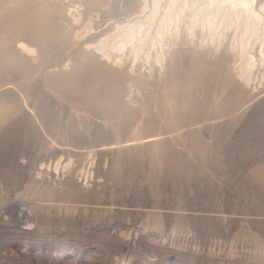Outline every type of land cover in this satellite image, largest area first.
Segmentation results:
<instances>
[{
	"label": "rangeland",
	"instance_id": "374dc122",
	"mask_svg": "<svg viewBox=\"0 0 264 264\" xmlns=\"http://www.w3.org/2000/svg\"><path fill=\"white\" fill-rule=\"evenodd\" d=\"M151 2L0 0V264H264V70L190 18L96 49Z\"/></svg>",
	"mask_w": 264,
	"mask_h": 264
},
{
	"label": "bare ground",
	"instance_id": "6f19581e",
	"mask_svg": "<svg viewBox=\"0 0 264 264\" xmlns=\"http://www.w3.org/2000/svg\"><path fill=\"white\" fill-rule=\"evenodd\" d=\"M150 6L149 11L146 5L142 15L118 25L110 39H101L96 49L108 58L113 51L130 47L134 58L140 57L142 52L150 57L149 51L162 45L164 37L180 20L190 18L198 22L202 30H207L217 45L221 44L220 35H227L229 30L238 36V45L233 49L240 55L239 71L246 83H251L254 74L264 70V0H152ZM195 29L192 26L193 32ZM19 49L36 52V48L25 41L19 42Z\"/></svg>",
	"mask_w": 264,
	"mask_h": 264
}]
</instances>
